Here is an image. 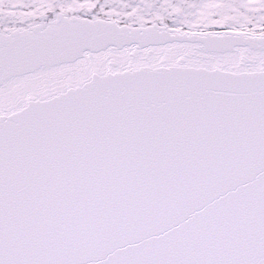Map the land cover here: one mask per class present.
Segmentation results:
<instances>
[{"label":"snow or ice","instance_id":"obj_1","mask_svg":"<svg viewBox=\"0 0 264 264\" xmlns=\"http://www.w3.org/2000/svg\"><path fill=\"white\" fill-rule=\"evenodd\" d=\"M0 264H264V0H0Z\"/></svg>","mask_w":264,"mask_h":264}]
</instances>
